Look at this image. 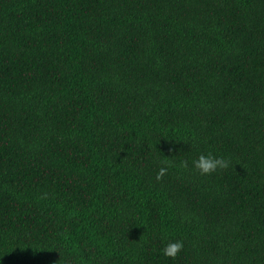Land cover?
<instances>
[{"label": "trees", "instance_id": "16d2710c", "mask_svg": "<svg viewBox=\"0 0 264 264\" xmlns=\"http://www.w3.org/2000/svg\"><path fill=\"white\" fill-rule=\"evenodd\" d=\"M0 264H264V0H0Z\"/></svg>", "mask_w": 264, "mask_h": 264}, {"label": "clouds", "instance_id": "9594fccd", "mask_svg": "<svg viewBox=\"0 0 264 264\" xmlns=\"http://www.w3.org/2000/svg\"><path fill=\"white\" fill-rule=\"evenodd\" d=\"M186 166L187 162L181 160L180 167ZM192 166L196 168L201 174H209L215 172L217 169L227 168L229 166V160L219 155L214 156L211 152L200 153L197 155L196 159L192 161ZM166 170V167H161L158 171L157 178H159V175L163 174ZM182 247L183 242L181 239L168 240L160 249V251L165 257L174 258Z\"/></svg>", "mask_w": 264, "mask_h": 264}]
</instances>
